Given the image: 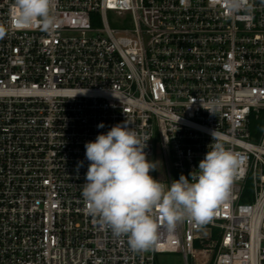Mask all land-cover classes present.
<instances>
[{
    "label": "built area",
    "instance_id": "obj_1",
    "mask_svg": "<svg viewBox=\"0 0 264 264\" xmlns=\"http://www.w3.org/2000/svg\"><path fill=\"white\" fill-rule=\"evenodd\" d=\"M14 2L0 0V264H264V0H56L52 29ZM125 122L166 185L193 182L213 132L238 161L207 222L158 220L143 251L82 197L85 143Z\"/></svg>",
    "mask_w": 264,
    "mask_h": 264
},
{
    "label": "clouds",
    "instance_id": "obj_2",
    "mask_svg": "<svg viewBox=\"0 0 264 264\" xmlns=\"http://www.w3.org/2000/svg\"><path fill=\"white\" fill-rule=\"evenodd\" d=\"M55 5L56 0H15L13 7L22 24L52 29L57 23ZM212 136L216 142L199 162L198 173L190 174L193 182L181 175L166 185L150 175L156 169L144 151L150 138L138 134L127 122L98 134L84 145L89 161L82 185L86 211L114 236H127L133 251L147 250L156 243L158 220L169 230L184 220L204 224L227 197L238 164L235 154L214 132Z\"/></svg>",
    "mask_w": 264,
    "mask_h": 264
},
{
    "label": "rangeland",
    "instance_id": "obj_3",
    "mask_svg": "<svg viewBox=\"0 0 264 264\" xmlns=\"http://www.w3.org/2000/svg\"><path fill=\"white\" fill-rule=\"evenodd\" d=\"M107 18H108V21L111 27H119L122 24V18L116 17L111 12L107 13ZM150 161H153L156 164V169L151 171L150 175L154 179H157V180L162 179L165 173L162 159L160 158V156H158L157 158H155V160H150ZM158 260L160 264H183L180 256L175 255V254H165V255L159 256Z\"/></svg>",
    "mask_w": 264,
    "mask_h": 264
}]
</instances>
